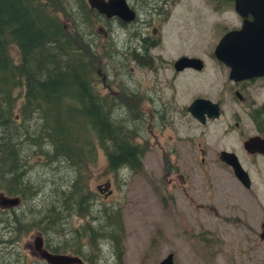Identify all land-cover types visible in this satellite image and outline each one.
I'll return each mask as SVG.
<instances>
[{
  "label": "rangeland",
  "instance_id": "1",
  "mask_svg": "<svg viewBox=\"0 0 264 264\" xmlns=\"http://www.w3.org/2000/svg\"><path fill=\"white\" fill-rule=\"evenodd\" d=\"M130 1L137 2V6L140 4V0ZM178 3L180 4L173 9L174 15L164 26L163 40L167 45L166 49L177 52L183 48L187 54L199 55L207 63L201 73H187L183 80L188 84L187 90L181 96L179 94L178 100H182V97L184 99L177 107L181 108L183 102L189 103L196 96L216 100L222 93L228 101L227 114L213 125L203 127L188 116L182 125L178 122L175 127H168L162 133L156 129L157 136L152 131L153 128H149L147 119L143 124L139 123L138 117L137 120L133 119L136 108L146 114V105L143 104L144 101L128 98L131 96L129 93L135 92L147 97L151 95L150 88L159 86L170 98V94H174L170 88L171 74L164 70L155 76L152 71L135 66L130 60L133 30L120 29L117 24L108 28L95 10L93 11L98 18H95V23L92 22L93 27L80 29L95 52L91 60L95 66L96 89L102 95L117 91L116 95L124 99L123 106L126 110L114 109L111 111L112 115L115 119L127 116V120L121 122L124 129L131 132L132 138L135 135L132 128H137L139 135L134 137V143L148 149L143 158L142 169L138 172L125 170L115 173L108 169L106 150L100 145H96L94 149V159L83 167L81 175L89 191L94 193V206L119 210L122 229L115 233V243L105 239V233L95 237V246L90 244L88 247L86 240H81L85 246V256L72 251L63 252L80 256L85 264H93V261L94 264H157L170 252L173 253L174 264H264V242L252 241L249 248L240 247L235 241L248 230V220L253 222L252 230L262 231L264 211L260 209L264 206V157L248 159V156H243V164L253 178L252 187L247 189L212 153L209 159L205 158L202 162L198 152V142L203 133L202 147L206 145L215 150L219 132L233 110L242 114L245 122L247 121L248 131L254 132V126L242 113V106L232 100L231 94L230 99L228 93L224 92L227 74L211 57L224 32L223 25L216 23L219 14L212 10L214 0H178ZM235 22L237 23L236 20L229 21L225 25L229 27ZM102 28L107 29L109 36L103 34ZM13 53H16L15 48ZM253 87L255 92L260 93L257 97L259 102L263 98L264 83ZM110 121L113 122V119ZM221 124L222 127H219ZM177 128L181 136L194 139L195 142H177L183 156L179 169L176 167L173 170V165L164 157L162 149L167 142L175 144ZM221 139L224 140L221 142L238 146L240 136L235 132L221 136ZM24 150L25 165L19 161L18 165L24 170L30 169L33 187L37 182L39 188H45L47 183L51 185L54 181H63L71 173L66 164L50 166L44 163L43 152L49 150L47 148L28 146ZM174 157L173 155L172 160ZM179 174L184 178H179ZM107 180L111 182V192L106 195L107 191L99 192L96 186ZM29 204L27 200L22 201L10 211L18 216ZM247 216L251 218L248 219ZM1 220L3 219L0 218V264H47L35 254L33 248V240L37 235L42 236L45 244V237L38 230L17 231L13 248L4 252L10 245H4L2 241L13 240L8 236V230ZM69 220L66 224L68 230L80 226L85 218L74 216ZM215 246L219 248L217 252Z\"/></svg>",
  "mask_w": 264,
  "mask_h": 264
},
{
  "label": "trees",
  "instance_id": "2",
  "mask_svg": "<svg viewBox=\"0 0 264 264\" xmlns=\"http://www.w3.org/2000/svg\"><path fill=\"white\" fill-rule=\"evenodd\" d=\"M95 18L86 0H0V190L23 189L22 201L30 202L18 216L0 211L13 240H1L10 245L4 252L13 248L17 231L33 229L55 253L85 256L80 241L95 246V237L103 233L116 242L120 212L94 206V193L81 172L94 159L96 145L106 147L108 169L115 173L136 172L141 160L129 140L131 132L121 120L114 122L96 89L95 52L80 32L92 28ZM28 146L49 149L43 152L44 163L66 164L71 173L45 188L37 182L33 187L30 169L18 165H25ZM74 216L85 220L68 230Z\"/></svg>",
  "mask_w": 264,
  "mask_h": 264
},
{
  "label": "flooded vegetation",
  "instance_id": "3",
  "mask_svg": "<svg viewBox=\"0 0 264 264\" xmlns=\"http://www.w3.org/2000/svg\"><path fill=\"white\" fill-rule=\"evenodd\" d=\"M86 1L89 9L96 11V9L90 8L88 0ZM125 1L133 14V17L130 20L122 19L121 17H118L116 15L108 17L97 11L96 12L101 16L102 22L108 28H111L112 26H115V24H117V26H120V29H127L130 31L133 30V39L131 46L132 54L130 56V60L133 63H135V66L141 67L142 69L145 70L152 71L155 76L159 75L160 73H163L164 70L166 72L169 71V73L171 74L170 88L174 91V94H170L171 95L170 98L167 97V93L161 88H159V86H153V88H150L151 95H148L147 97H144L143 94L138 95L135 92L129 93L131 96L128 98L140 102L144 101L143 104L146 105L145 107L146 114H143V111L139 110L138 108H136V110L132 108L133 110H135L133 114V119L136 118L137 120L138 117L140 119L139 122L140 124H143V121L147 119L146 121L149 125V128L152 127L153 128L152 131L158 136V134L155 131L156 129H158L157 132L162 133L168 127H175V125H177L178 122L180 125H182L184 122L187 121L188 116L191 117L196 122H198L203 127L207 126L208 124L213 125V123L223 118L227 114L226 107L228 106L227 105L228 101H226V97L224 95L222 96V93H221V97L216 100H212L206 96H196L189 103L187 101L183 102L182 104L183 106L181 108L177 107V105H179L183 101L184 97H182V100L181 99L178 100V98L187 90L188 84H186L187 82L184 83L183 81L186 78L187 73L190 74L198 73V72L201 73L205 69L207 63L203 57L199 55H189L187 54V51L183 48H181L182 50H179L177 52L169 51L166 49L167 45L163 40L164 26L167 23H169L168 21L174 15V11H173L174 7L177 4H180L178 3V0H140L139 6H137V2L133 3L130 0H125ZM214 4L215 5L213 6L212 10L215 11L217 14H219L217 16L219 19L216 23L219 25H223L224 32L222 36L230 30L240 28L242 23V17L237 14L233 0H214ZM234 20L237 21V23L235 22L234 25H229V27L225 25L228 24L229 21L234 22ZM102 29H103V34L109 36L107 29L106 28H102ZM182 57L201 59L202 61L201 68L198 69L195 66H189L182 62H179V60ZM211 57L219 64L218 66L223 68L224 72H226L227 74V80H225L226 83L223 85L224 92H227L229 97L231 94V96L233 97L232 100L242 106L241 109L242 113L254 126V132L251 133L248 131V128L246 127L247 121L245 122V120L242 117V114L238 110H233L230 112V117L226 121L224 128L222 129L221 132H219L218 135L219 138L218 140L216 139L217 144L214 147L215 150H213L212 148L206 145L205 147H202V144L204 142V135H205V133H203L201 140L198 142V152L201 155L202 162L205 160V158L209 159L212 153L213 154L212 156L214 158H217L221 164L227 167L232 172L234 178L241 185H243V183L239 181V179L234 175L231 166L226 164L220 158V155L223 151L234 153L237 156L242 168L248 174L250 180L249 186L245 187L243 185L245 188L248 189L251 188L253 185V178L251 176L250 171L243 164V156L244 155L248 156L247 157L248 159L264 157V153L249 152L244 146L245 141L248 140L250 137L259 136L260 138L264 139V112L261 113L262 106L264 105V93L262 92L263 98L261 99V101L258 102L257 97L260 93L255 92L253 87L256 84L262 85L264 83V76H255L250 79L235 81L229 78V68L226 65H224L221 61H219L214 54L211 55ZM104 78L105 77H103V79ZM107 88L109 89V87ZM116 93L117 91H112L110 95L100 94V99L102 101L104 108L107 109L110 108L111 111L118 108L126 110V108L123 106L125 104L124 99H120L119 96L116 95ZM198 98L208 99L213 103H217L218 115L209 116L207 113H205L203 122L195 118L188 110V107L194 100ZM258 110L260 111L257 112ZM17 118L18 117L16 116V119ZM124 119H127V116L123 119H116V121L117 120L123 121ZM121 121H120V125L123 126L121 124ZM132 123L133 125L135 124L134 122ZM219 127H222V124L219 125ZM136 129L132 128V130L135 131L133 132L135 135L129 140L137 148L138 157L141 160V167L138 170L140 171L143 166L144 155L146 152H148V149L142 145L134 143L133 141L134 137L137 134L139 135V131H137ZM175 131L178 133L175 144L172 145L167 142L162 149V153L164 157H166L169 163L173 165L172 166L173 170L174 168L178 167L181 161L180 159L183 156L179 146L177 145V142H185V141L190 143L195 142L194 139L186 138L184 135L181 136L178 128L175 129ZM215 131L216 129H214V132ZM235 132H238L240 136L238 146L228 142H221L224 141L221 139V136H226L231 133L234 134ZM166 140L168 141V139ZM103 148L106 150L105 146H103ZM166 148L168 150H166ZM173 155L175 156L174 160H172ZM179 178L182 179L184 178V176L182 174H179ZM1 192L4 193L3 191L0 190V193ZM12 192L13 193L10 194L4 193V195L8 197L18 196L20 198V203L16 206H19L22 203V197H23L21 192L23 193L26 191L21 189V191H12ZM16 206L5 207L0 205V211H8ZM261 206L262 205H259V207ZM263 207L264 206L261 207L260 209L261 211H264ZM216 214H217V210H216ZM247 218L250 219L251 217L247 216ZM261 227H262L261 232L252 230L253 222L251 220H248V226H247L248 230L245 233L239 235L235 239L237 245H240V247L248 246L249 248H251L252 241H254L255 243H258V241L264 242V218L263 221L261 222ZM263 248H264V244H263ZM218 249L219 248L215 246V252H217ZM35 254H37L36 251ZM85 263L86 262L83 261V264Z\"/></svg>",
  "mask_w": 264,
  "mask_h": 264
},
{
  "label": "water",
  "instance_id": "4",
  "mask_svg": "<svg viewBox=\"0 0 264 264\" xmlns=\"http://www.w3.org/2000/svg\"><path fill=\"white\" fill-rule=\"evenodd\" d=\"M238 15L242 17L240 28L226 32L218 41L213 54L229 68V78L238 81L255 76H264V0H233ZM90 8L108 17L116 15L130 20L132 11L125 0H88ZM179 62L189 66L201 68L202 61L198 58L182 57ZM190 113L200 121H204V114L218 115V105L208 99L198 98L188 107ZM249 152L264 153V139L259 136L250 137L244 143ZM222 161L231 166L234 175L249 186L247 172L242 168L234 153L223 151ZM110 181L107 180L96 186L99 192L110 193ZM106 193V195H107ZM20 203L18 196L8 197L0 193V205L16 206ZM33 248L47 264H83L78 255L55 253L44 246L43 238L37 235L33 240ZM157 264H174L173 253L166 254Z\"/></svg>",
  "mask_w": 264,
  "mask_h": 264
}]
</instances>
